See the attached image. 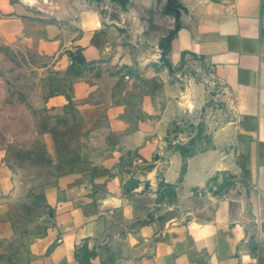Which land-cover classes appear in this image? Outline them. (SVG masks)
<instances>
[{"label": "crops", "instance_id": "1", "mask_svg": "<svg viewBox=\"0 0 264 264\" xmlns=\"http://www.w3.org/2000/svg\"><path fill=\"white\" fill-rule=\"evenodd\" d=\"M81 1L0 0V264H104L105 238L111 264H264V0H182L142 41ZM211 85L221 147L121 171L195 127Z\"/></svg>", "mask_w": 264, "mask_h": 264}, {"label": "rangeland", "instance_id": "2", "mask_svg": "<svg viewBox=\"0 0 264 264\" xmlns=\"http://www.w3.org/2000/svg\"><path fill=\"white\" fill-rule=\"evenodd\" d=\"M82 0L81 5L88 11H99L104 13L98 16L100 21L99 32L109 30H129L134 32L137 41L143 40V32L149 30V21H151L152 35L157 36V29L154 25L159 23L160 10L169 14L170 25L171 20L174 19L173 28L168 33V39L173 36L176 23V13L180 12L182 0ZM98 2V5L96 3ZM180 7V8H179ZM128 9H133L134 14H128ZM152 10V15L149 16L147 10ZM146 10V12H145ZM107 13V14H106ZM98 32V33H99ZM97 33V32H95ZM69 51L72 52L71 49ZM157 58L152 56L151 59H142L136 64L132 65L128 70L137 78H145L154 72H158L160 69ZM185 66V65H184ZM190 71V67L186 66V71ZM186 82V81H185ZM209 102L205 105L203 112L200 114L199 123L193 127L190 118L185 114L183 119V128L178 129L181 132L182 139L178 142L173 141L175 138H171L176 134L175 125L169 128V141L163 143L153 153L151 158H141L138 154H134L129 161L125 162V166L121 171H163L166 167H171L175 164V156H178L182 161V168L180 171H195L192 170L193 156L199 158L203 153L217 150L219 146L214 139H216V131L218 125L224 116L230 119L231 112L227 109L226 98L223 90L218 89L215 85L209 87ZM190 115V114H188ZM235 145H231V149L234 151ZM235 162V160H234ZM237 162V161H236ZM196 162V167L198 166ZM194 166V167H195ZM219 171H222L219 170ZM138 182H142V177L137 176L131 178L126 183L130 185H137ZM110 239L105 238L103 246L105 249L104 264H111L112 262L121 263L120 260H113L112 256L107 252L108 243ZM110 251V250H109Z\"/></svg>", "mask_w": 264, "mask_h": 264}]
</instances>
